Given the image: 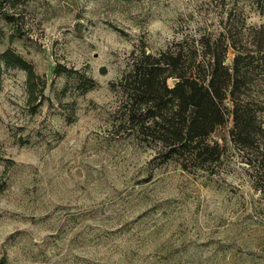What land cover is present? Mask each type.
<instances>
[{
	"label": "rangeland",
	"instance_id": "obj_1",
	"mask_svg": "<svg viewBox=\"0 0 264 264\" xmlns=\"http://www.w3.org/2000/svg\"><path fill=\"white\" fill-rule=\"evenodd\" d=\"M201 1L0 8V56L20 55L37 74L0 64V264H264V168L235 143L232 118L207 140L219 158L204 161L170 152L125 114L135 58L160 56L184 32H216ZM247 12L264 25L263 9Z\"/></svg>",
	"mask_w": 264,
	"mask_h": 264
},
{
	"label": "trees",
	"instance_id": "obj_2",
	"mask_svg": "<svg viewBox=\"0 0 264 264\" xmlns=\"http://www.w3.org/2000/svg\"><path fill=\"white\" fill-rule=\"evenodd\" d=\"M12 1L0 0V8ZM201 3L219 18L216 32L200 28L199 38L184 32L160 56H144V50L135 58L124 79L129 91L125 114L170 152L204 161L219 158L220 145L209 146L207 140L232 118L235 143L260 153L264 168V25L248 24L247 15L248 5L264 10V0ZM249 38L255 49L247 45ZM230 47L237 51L232 66L227 64ZM4 59L29 71L33 82L37 74L28 60L11 51L0 56V64ZM169 78L177 79L173 87Z\"/></svg>",
	"mask_w": 264,
	"mask_h": 264
}]
</instances>
